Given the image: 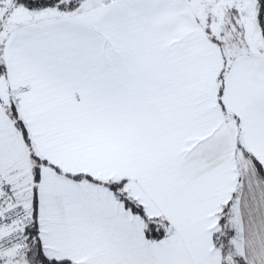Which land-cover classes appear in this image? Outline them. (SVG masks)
Wrapping results in <instances>:
<instances>
[{"label": "snow or ice", "instance_id": "snow-or-ice-1", "mask_svg": "<svg viewBox=\"0 0 264 264\" xmlns=\"http://www.w3.org/2000/svg\"><path fill=\"white\" fill-rule=\"evenodd\" d=\"M0 264H264V0H0Z\"/></svg>", "mask_w": 264, "mask_h": 264}]
</instances>
